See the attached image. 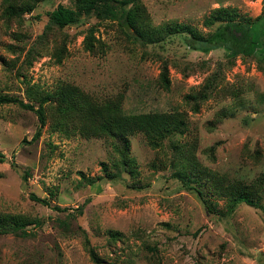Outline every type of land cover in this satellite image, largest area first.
<instances>
[{"label":"rangeland","instance_id":"obj_1","mask_svg":"<svg viewBox=\"0 0 264 264\" xmlns=\"http://www.w3.org/2000/svg\"><path fill=\"white\" fill-rule=\"evenodd\" d=\"M141 1L153 27L186 25L204 35L217 26L204 25L213 10L235 9L237 20L252 21L254 44L237 54L224 47L202 52L188 46L186 34H176L142 45L118 22L94 18L40 40L48 13L68 0H41L9 23L1 17L0 0V94L24 99V80L43 91L71 85L100 102L123 96L125 114L178 111L185 121L183 134L157 149L142 134L130 137L138 177L133 182L122 174L109 181L101 166L116 158L108 141L52 133L49 108L34 141V113L0 105V214L40 222L24 235H0V264H93L89 249L101 264H264V0ZM92 27L96 48L89 53L84 38ZM30 47L37 54L29 66ZM164 64L167 90L158 83ZM212 76L208 97L193 111L195 103L185 97L200 92ZM177 143L228 181L260 179L257 205H238L220 218L224 202L205 195L214 212L209 215L172 177Z\"/></svg>","mask_w":264,"mask_h":264},{"label":"trees","instance_id":"obj_2","mask_svg":"<svg viewBox=\"0 0 264 264\" xmlns=\"http://www.w3.org/2000/svg\"><path fill=\"white\" fill-rule=\"evenodd\" d=\"M40 1L2 0L1 17L6 23L19 21L23 15L32 12ZM68 2V6L59 4L48 13V22L39 37L40 40L54 29L62 31L67 27L94 18L99 22H118L128 37L142 45L158 44L176 34H186L188 46L202 52L224 47L232 54H237L247 45L254 44L255 33L251 26L252 21L237 20L235 9L213 10L204 20V25L212 27L216 24L217 26L213 32L204 35L186 25L168 24L153 27L141 0H68ZM92 33L93 27L88 29L84 38V48L89 53L96 48L93 44ZM63 52V47L57 49L58 62ZM35 54L37 52L34 47H30L26 53V63L29 66ZM158 80L160 86L167 90L169 79L166 64L162 66ZM213 81L212 76L207 79L200 92L185 97L186 100L195 103L193 111L196 112L198 104L208 97ZM23 83L25 85L24 99L0 94V105L12 104L24 111L34 113L38 122V128L33 135L34 141L39 138L46 125L47 108L51 112L50 130L52 133H58L66 138L78 135L85 139L100 138L108 141L116 158L112 159L109 167L104 163H101V166L102 172L109 181L118 179L122 174L127 175L133 182L138 177L136 163L130 156V137L142 134L147 145L152 149H157L166 139L182 135L185 130L183 113L178 111L125 114L122 110L123 96L121 95L100 102L71 85H61L52 91H43L35 85H29L26 80ZM173 150L176 154L171 161V165L175 167L172 177L201 200L209 215L214 212L205 204V195L224 202V213L219 212L218 217L220 218L232 215L238 205H257L263 189L260 179L250 184L242 181H228L202 168L193 156L182 151L178 143L173 146ZM3 161L4 157L0 155V163ZM200 187L204 188L205 193ZM30 199L43 206H50L45 199L34 195H31ZM53 209L61 211L59 207H53ZM29 226L39 227L40 222L36 218L0 214V235L18 234V232L24 235L26 234L25 229ZM111 238L114 241L117 239L115 234ZM88 254L93 264H101L102 261L94 250L89 249Z\"/></svg>","mask_w":264,"mask_h":264}]
</instances>
